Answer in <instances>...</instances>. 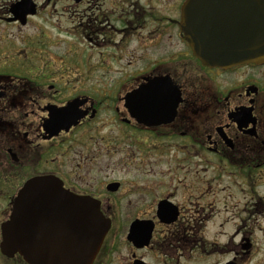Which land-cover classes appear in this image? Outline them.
Masks as SVG:
<instances>
[{
  "label": "flooded vegetation",
  "instance_id": "flooded-vegetation-1",
  "mask_svg": "<svg viewBox=\"0 0 264 264\" xmlns=\"http://www.w3.org/2000/svg\"><path fill=\"white\" fill-rule=\"evenodd\" d=\"M158 1L0 0V243L24 184L52 177L111 223L91 264H264V238L239 233L248 217L231 237H205L236 195L247 199L241 215L264 211V63L203 66L177 25L185 0L176 19ZM147 22L159 57L117 89L89 77L75 40L134 54ZM154 79L157 97H127ZM60 225L40 234L42 256L72 258ZM0 264L28 263L0 252Z\"/></svg>",
  "mask_w": 264,
  "mask_h": 264
},
{
  "label": "water",
  "instance_id": "water-1",
  "mask_svg": "<svg viewBox=\"0 0 264 264\" xmlns=\"http://www.w3.org/2000/svg\"><path fill=\"white\" fill-rule=\"evenodd\" d=\"M177 25L192 55L205 67L264 63V0H185ZM161 83L151 80L127 97H157ZM59 223L60 229L72 232V258L40 253L49 245L40 234ZM110 226L95 200L71 194L55 178H33L12 202L10 217L1 227L0 252L18 254L28 264H91Z\"/></svg>",
  "mask_w": 264,
  "mask_h": 264
},
{
  "label": "rangeland",
  "instance_id": "rangeland-1",
  "mask_svg": "<svg viewBox=\"0 0 264 264\" xmlns=\"http://www.w3.org/2000/svg\"><path fill=\"white\" fill-rule=\"evenodd\" d=\"M167 1L168 0H159L157 2L156 7L158 14L159 15L164 14L165 13L164 9L166 8L167 3H173L174 11L172 15L174 17L173 19H176L178 16V12H176L177 5L182 0H169V2ZM149 29L153 30V27L150 28V22H147V27L143 28V31L141 33L142 48L141 50L136 51L134 54H129L127 53V51L120 52L114 50L113 48H106V47L96 48L93 49L92 51L87 50L86 52L84 48L86 47L87 44L86 43L83 44L80 40H75V44L79 47L77 49L79 60H84L85 57L87 56L90 57V61H92L91 63L94 65L92 69V75L91 73H89V77L92 76L94 80L98 81V83L100 82L108 83V89L109 87L112 90L117 89L116 84H119L123 78L129 76L132 72H135L138 68H140L142 63L151 62L156 57H159L160 54L158 52H160V50L154 47V43H152L153 42L152 38L148 37ZM172 30H173L172 45H174V48L176 47L180 48L182 46V43L176 37L177 29L174 27ZM99 40L101 41L102 38ZM112 41H117V38L113 39ZM99 52H101L102 54H99ZM131 56H133V58L135 57V59L134 60L131 59ZM102 60L106 62L104 68L99 67V64ZM162 169H164V167H162ZM263 173H264V168H263ZM256 189L264 199V181L262 182V185L260 187H257ZM246 201L247 199L244 198L243 195L239 194L233 197L231 203L229 204L230 208H228V211H224V207L218 205V208L221 211L216 210V211H220L219 215L215 213L212 217L218 215L219 218L212 219L206 224L207 226L205 231V237L206 238L231 237V235L236 231V227L240 224L237 222L238 220L235 218L239 216L241 217L245 216L248 217V220L246 222V225L243 228L239 229V233L242 234L248 232L249 236L251 237L264 238V211H262V213L254 212L251 216H248L245 213L241 215V210ZM253 203H255V200H250V203L248 202L247 208L249 210L250 209L252 210ZM229 219H230V223H228V225L225 224L224 221ZM220 222L223 223L222 227L219 226ZM235 222H237V225H234ZM261 248L264 249V246H261Z\"/></svg>",
  "mask_w": 264,
  "mask_h": 264
}]
</instances>
